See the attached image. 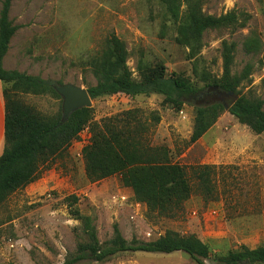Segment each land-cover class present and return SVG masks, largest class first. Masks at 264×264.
I'll return each instance as SVG.
<instances>
[{
  "label": "rangeland",
  "instance_id": "1",
  "mask_svg": "<svg viewBox=\"0 0 264 264\" xmlns=\"http://www.w3.org/2000/svg\"><path fill=\"white\" fill-rule=\"evenodd\" d=\"M201 11L214 18L233 13L234 21L205 29L189 58L160 0H11L8 20L15 30L2 66L46 80L43 91L16 87L12 94L41 116L56 119L62 117L63 101L56 86L94 85L89 59L114 35L124 44L135 80L141 61L202 88L220 80L228 55L230 74L239 79L234 95L260 100L264 111V0H202ZM162 99L156 93H116L91 99L90 108L93 122L117 118L120 124L128 118L148 144L167 147L170 161L186 167L192 191L182 207L173 216L151 213L118 174L90 180L82 156L91 135L87 126L66 151L40 165L36 179L0 201V264H60L74 255L88 242L82 219L71 213L75 208L89 217L102 247L114 238L115 227L128 243L168 231L194 235L210 250L207 264H219L215 255L240 246L264 244V132L252 131L222 109L207 131L189 142L193 107L175 109ZM193 165L210 166L211 193L196 187L189 172ZM70 195L77 201L67 199ZM76 264L196 263L182 251H125Z\"/></svg>",
  "mask_w": 264,
  "mask_h": 264
},
{
  "label": "trees",
  "instance_id": "2",
  "mask_svg": "<svg viewBox=\"0 0 264 264\" xmlns=\"http://www.w3.org/2000/svg\"><path fill=\"white\" fill-rule=\"evenodd\" d=\"M166 14L176 23V41L189 48L188 57L193 58L202 32L216 24L234 21V14L214 18L201 11L202 0H160ZM11 0H3L0 8V80L3 87L5 146L0 153V201L15 189L36 179L40 165L66 151L71 141L89 127L90 137L82 149L85 171L92 181L118 174L120 182L130 186L135 198L144 202L147 210L158 215L173 216L192 191L190 177L184 165L169 159L165 146H151L139 132V125H131L128 118L119 124L113 118L103 123L93 122L90 107L72 111L67 118H45L30 106L18 101L12 94L16 87L33 92L45 90L46 80L6 70L2 66L8 42L15 30L8 20ZM183 8V13H181ZM184 14V16H182ZM96 78L88 86L91 99L116 93L129 95L160 94L163 103L179 109L189 104L194 109L189 142H195L214 123L224 109L221 102L212 101L209 86L215 85L224 91H236L239 79L230 74L229 56L225 55L224 72L220 80L196 88L175 72L168 74L160 67H145L138 62L139 80H135L126 66V50L123 42L112 35L106 47L92 56L88 62ZM195 69V68H193ZM228 112L241 123L256 132H264L262 102L238 96L231 99ZM131 112H127L130 114ZM155 120L157 116H153ZM208 165L189 166L190 176L204 193H211ZM76 202L75 195L68 196ZM72 215L82 219L88 242L79 244L77 252L60 264H76L86 258L102 261L118 252L137 251L150 253H187L196 264H207L211 255L208 246L194 235H178L168 231L150 241L126 242L115 227V235L109 245L100 246L89 217L72 209ZM219 264H264V244L248 248L240 246L213 258Z\"/></svg>",
  "mask_w": 264,
  "mask_h": 264
},
{
  "label": "water",
  "instance_id": "3",
  "mask_svg": "<svg viewBox=\"0 0 264 264\" xmlns=\"http://www.w3.org/2000/svg\"><path fill=\"white\" fill-rule=\"evenodd\" d=\"M56 90L63 98L62 119L67 118L72 111L78 108L90 107L91 105V97L86 88L71 83H65L56 86ZM207 92L210 93L211 100L221 102L224 109H227L230 104V101L226 103L225 100L230 97H236L232 91L221 90L215 85L209 86Z\"/></svg>",
  "mask_w": 264,
  "mask_h": 264
},
{
  "label": "crops",
  "instance_id": "4",
  "mask_svg": "<svg viewBox=\"0 0 264 264\" xmlns=\"http://www.w3.org/2000/svg\"><path fill=\"white\" fill-rule=\"evenodd\" d=\"M3 84L4 83L0 80V153L4 147V138H3L4 98H3V94H2Z\"/></svg>",
  "mask_w": 264,
  "mask_h": 264
}]
</instances>
